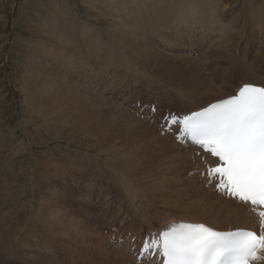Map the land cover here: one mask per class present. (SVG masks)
Listing matches in <instances>:
<instances>
[{
  "label": "bare ground",
  "instance_id": "6f19581e",
  "mask_svg": "<svg viewBox=\"0 0 264 264\" xmlns=\"http://www.w3.org/2000/svg\"><path fill=\"white\" fill-rule=\"evenodd\" d=\"M83 1L87 5H91L92 7L94 6L95 9L97 8L100 9L101 4H104L103 7L107 6L108 9L110 8L112 15L111 19H115L117 21V24L113 26L114 29L109 30V33L112 31L111 32L112 40L107 41L106 38H104L106 36L105 31L102 32L100 30L101 26L99 25L100 27H97L96 24L98 25V23L95 24L93 23V21L92 23H90L91 21L89 20L90 21L89 24L88 22L85 23L86 21L81 20L82 18L80 19V17H76L75 19H73L74 24L70 23L72 25L70 28L73 29V31L74 30L76 31V29H78L77 32L80 33L77 34L80 35L78 36L79 38L75 39V32L70 33L68 30H65L69 28L68 24H66L67 20L64 19L65 17H63V19L56 20V22H59L61 20L63 22L62 26L60 24L57 25L60 28H62L60 31L58 32L56 31L57 33L51 31L52 30L51 27L53 25L51 27L48 26L50 22L49 19L46 22L48 29L52 34L54 33L53 34L54 39L55 38L58 39L60 43L56 42L59 43V46H56L53 50L48 49L51 50L49 54L46 52L47 55H49L47 62L48 60L51 63L55 62L53 63L54 70L45 62L39 63V65H37L36 68L33 69L35 71H33L32 69L30 70L32 71V73L29 74L30 77L34 74L33 72H35V74L38 73V75H35L38 80L37 83L36 81H34V79H32L34 78V76L31 79H29L30 83L34 84L33 88L36 91L35 92L36 97L33 102L34 105L32 106L31 109H34L36 110V112L40 113L41 116L44 118V120H47V123L48 120L51 121L50 122L51 125L52 123H54V127L57 129V132L54 135V137L58 136L61 139L63 138V136H66L68 137L71 146L72 144L74 145L73 141L74 142L76 141L77 144L78 143L80 144L79 145L80 150L82 148L87 151V152L83 151L84 154H82L83 156L81 155L82 160L87 163L89 162V165L90 167L92 166L94 175L96 177H100L104 182L109 184L114 183L117 186L120 185V184L118 185L119 182L122 184V187L119 186V190H122V192L126 194V197L129 198L128 200L129 204L126 201L125 206L135 212L134 218L140 219L139 220L140 222L137 221L134 227H132V229L130 230L132 231V233H130L127 236V240L126 239L124 240L123 249L120 250L122 251V253L120 255L118 254V256H121V259L119 260L117 258L118 260L117 264H138L137 254H138V249L141 246V241L143 237L148 236L150 233H158L161 230H167L168 226L171 223L185 224V225H192V224L197 225L201 223L207 228L215 229L218 231H234L237 229H248L258 232L259 230L258 218L252 212L249 211V208L247 206L238 202L235 198L229 197L226 193L216 191L214 185L209 186L212 189V192L210 193L208 189H204V187L201 185L197 184L198 186H195L196 182L193 180H189V183L191 184H187L183 181L185 178H183V180L181 179L182 177L180 179L177 178V176H180V173L184 171L185 172L189 171L193 173L195 176L196 175L199 177L201 176V173L204 172L205 170V165L202 163L201 156L197 154L200 151L199 149L195 148L190 143H183L182 141L178 143L176 138L173 137V135H171L168 132H166L163 136H160L161 128L158 129L159 134L157 132H154L153 127H151L150 124L144 123L143 120L141 121V119L135 117L134 116L135 114L134 115L133 113L130 114L128 112V109H124V107H122L121 104L116 103L120 100H114L111 101L112 103H107L105 100L100 99L101 92H99L98 89V87L100 88L102 84L103 78L104 77L109 78L111 74L115 73L114 71L117 67H119V69L120 68H124V69L127 68L128 70L132 69L133 72L136 69L135 65H137V64L134 65V63L139 62L140 66L142 63V66L145 67V70L147 71L151 70L152 73L148 72V74L151 73V76L152 75L161 76V77L164 76L166 77V81H168L167 78H170L182 86V87L180 86L182 88V91H178L176 94L180 99L183 100V102L187 104L183 105L184 109L180 110L179 114H188L190 112L204 108L205 106H207L212 102L227 98L229 95L233 94L236 91L239 85H242L243 83L251 82L260 86H264V76L258 73L257 69L255 68L254 69V71L256 72L255 75H257L258 77L254 76L251 78V76L248 77L243 76L244 78H242L237 82L238 77L235 76L236 81L235 83L232 84L231 88L228 89L227 85L221 88L220 85L218 86V84H215V82L211 81L212 78L216 79V77L214 76V71L212 77L208 78L206 74L207 71L202 70L203 67L199 66L198 63L200 62L197 63L198 65L196 63L193 64L191 63V61L193 59L195 60V58L191 60L189 59L190 61H187L185 60L186 58L181 57L182 58L181 61L179 60L181 58L175 56V58L174 57L173 58L174 59L178 58V61L176 62L174 60L173 62L174 65H173L171 64L172 63L171 58H169V60L171 59V61L168 62V56L161 55L160 54L161 52L158 51V49L154 46V44L150 43L149 40L146 39V37L148 38V36H144L145 33L140 34L141 32H139V30L143 28H149L151 29L149 31H153L152 34H155L156 31L161 32V29L164 30L171 28L168 30L170 33L169 38L173 39L178 44L181 42L183 43V40L185 39L187 32L196 33V34L201 32H203L204 34V32H206L209 35V36L207 35L206 37H210L211 41L213 39L212 44L215 49V57L218 58L219 61L222 60V64H221V69H222L223 66L234 65L236 63L232 55L230 54V49L231 48L233 49L238 45L242 37V34L245 32L244 29L231 26L229 23H226L227 21L224 22L225 20L223 19V17H225V15L223 16L222 14L223 12L222 13L220 12L223 10L219 8L218 2H216V0H83ZM244 1L243 3H245ZM257 3L255 1L256 5H258ZM261 4L259 5L261 6ZM251 5H254V2ZM87 7L85 8V10L90 11L88 10ZM61 9L63 10V8ZM244 9H245V5H244ZM253 9L254 8H252V10L250 9L251 11L250 10L248 11L246 9L248 13H244L243 16L241 17V18L244 17L243 21H245L244 23L247 27L246 32L248 31L250 33L252 32L248 28L247 23L249 24L250 27L251 20L254 19L255 21L258 20L260 17L263 16L262 14L264 13V10L261 9L253 10ZM74 11L75 10H73V13ZM234 11L235 10H233V12ZM104 12H105V8H104ZM99 13H96L94 15L98 16L100 15ZM237 13H240V11ZM233 14L235 15L236 13ZM80 15H82V13ZM55 16L56 17L59 16V18L61 17L60 15L57 16L56 14ZM263 19L264 18H262L261 20ZM106 20H108V17ZM80 21H82L83 23L82 26L80 25ZM98 21L99 20H97V22ZM243 21L241 22L243 23ZM220 23L222 24L221 27L219 26ZM80 26L82 27L81 30H80ZM49 31H47L48 35H50L51 37L52 35ZM103 33L105 34L103 35ZM46 34L47 33H44V35ZM71 37H73L75 40L71 39ZM260 37L261 35H259L258 33H252V42L253 44H255V47L258 50L256 52L258 54L257 57L259 58L261 56H264V37L263 38ZM116 42L118 43L117 46L119 45L122 46V48L125 49L124 51L126 50L129 51L130 55L132 54L136 59L134 58L132 59V61L130 59L128 60L125 59L123 55L119 53L118 50L119 48L118 49L115 48L114 45L116 44ZM52 43L54 42L52 41ZM70 44L71 46H69ZM165 44L170 46V44L167 42H165ZM39 46H41V43ZM249 47H250L249 45L248 46L246 45L244 46V50H243V52L246 51V55L248 57H250ZM37 48L38 47H36V49ZM238 48H239L238 49L239 54L236 55L235 54L236 52H234V56L237 59L243 57L241 55L242 52L240 53L241 50L240 47ZM133 65L135 67H133ZM201 65L203 66V63ZM137 69H139V67H137ZM141 69L143 71V68ZM228 72L229 70L224 71L225 75L227 74V76L232 77L231 75H229ZM146 74L143 71L142 77L146 76ZM28 87L31 86L28 85ZM121 90L122 88L115 90L116 94H119ZM123 97L124 96H121L120 98L122 99ZM135 102H139V101H137L135 98V100L132 101V103ZM27 106L31 107V105H27ZM151 106L154 107V104L148 105L146 114L150 113L149 109ZM126 107H127V102H126ZM155 109H156V113L151 114L152 117H155L158 114V109L157 108ZM34 110H30V111H34ZM34 129L37 130L38 128L37 129L34 128ZM39 131H41V129ZM169 137L172 138V141L169 140ZM17 146H19V144ZM102 155H105L106 158H103L104 160L102 161V165H101ZM208 158H209V162H211L212 158L210 156ZM51 159H53V156ZM122 159L124 160L121 161ZM73 161H70L71 165ZM78 161L81 160L78 159ZM47 162L48 161L46 160L45 163ZM51 162L54 163V160ZM55 162H58V160L56 161L55 159ZM103 162H107L108 165L113 166V167L109 166L111 167V169L113 168L120 170L121 167L119 166L122 164L121 162L126 163L127 166L123 163L126 166V168L123 167L124 169H122V171L121 170L120 172L117 171L119 173H117L115 170L116 175L114 174L113 176L112 175L110 176V173L108 172L109 170L108 165L105 168ZM36 163L35 166L38 167ZM45 163L42 164V167ZM78 163H77L78 165L81 164L80 162ZM39 164H41V162ZM47 164L50 165L49 163ZM63 164L61 166H63ZM61 166L59 167L58 165H55V168L60 169ZM137 166L138 167L141 166L143 168L140 167L141 168L140 169ZM43 169H45V167ZM164 170H166L169 174V176L167 175L169 188L171 187L170 186L171 183L169 182H175L176 180L177 182L175 184L178 183L177 186H179V183L182 184L185 183L189 185V186L182 185L183 187L182 186L178 187L180 189L179 191H181L182 194L179 191L178 192L181 195L176 196L174 194H177L178 192L175 193L173 191L174 194L172 193L170 195H167L166 197H162L164 196V193L163 195L158 196L159 190L161 189V187L164 186L162 184L163 182L161 181L162 179H158L159 180L158 181L156 180L157 178L155 179L154 177H158L159 175L155 176L157 174H161L160 177H162L164 175L162 174ZM133 174L135 178L134 177L132 178ZM42 175H41L42 178L40 180L45 181L48 176V173L44 174L43 176ZM46 181L44 184L41 185V187L39 186L40 190L39 189L38 190L41 192L40 196H38V198L33 197L32 200L34 201L33 203L35 205L37 203V205L35 206L36 207L35 210H37V213L33 212L32 214H30L31 221L25 224L24 235L18 241L14 253L12 252L13 249L12 251L11 249H7V250L13 253V258L16 259V261H21V263L24 264H57L56 261L53 263L52 262L53 259L52 260L48 259L43 253L44 250L42 248H49L48 246L50 245V247L54 246V249H56V252H58V254H61L60 260L62 261V264H98L100 261L96 263L94 262L95 259L93 261L90 259V256L87 258L82 256L76 257L77 253L84 254L85 251L84 250L82 251L80 248V250L78 249L79 251L76 252V249L74 248L79 247V246L77 247L78 237L83 240L85 239L84 240L85 243L86 241H89V238H91L98 249H104V246L107 249L109 248V245L107 244L108 240L106 239V237L105 236L102 237L99 234L98 232L99 229H97V227L94 228L95 225L98 226L97 225L99 219L98 217L100 215L99 216L95 215L96 217L90 216L88 213V209L86 210V208L84 207L81 198L80 197L77 198V196L74 193H72V191L70 190L71 188L69 189L67 185L66 186L64 185L65 187L61 186L62 189L60 190L58 189L57 190L58 193L54 192L53 194H47L46 192L48 191H46V186H47ZM130 182L132 184H130ZM202 183L207 184L206 178L204 176L202 178ZM49 184L50 183H48V185ZM37 185L40 184L38 183ZM165 187L167 186L165 185ZM167 189L168 187L166 188V191ZM36 190L37 189L35 188V191ZM162 191L165 192V190ZM171 195H174L176 197L172 199ZM135 197H137L136 203H134ZM151 199L159 203L160 205H163L165 208L162 210H158L157 204L150 202L145 203L146 200H151ZM5 201L8 200H4V202ZM18 205H20V207L17 206L18 210H20L22 209V206H24L25 204L23 205V202H18ZM10 208L13 209L12 204L10 205ZM150 209H154L158 212L154 213L155 211L152 212ZM183 210L184 211L190 210V212H184ZM10 216L12 217V214ZM9 221L6 218L5 227H4V229L6 228L5 230L6 235L3 234L0 237V240H2L3 242L2 244H0V250L2 249V247H4L2 245L4 244V241H6V238H9L12 230H14L12 229L8 231V229L14 226V223L9 224ZM140 223L141 226H139ZM99 227L101 226L99 225ZM89 229H93V230H89ZM51 238L60 246V248L64 252L58 247V245H55L53 243ZM13 239L15 240V237ZM43 239L46 240L47 243L46 242L45 243L48 246L43 245L40 242V240ZM131 239H133V242H131ZM84 241L82 242L84 243ZM67 246L69 248H66ZM111 253H112L111 251L105 252V258H106L105 264H113L112 260L114 259V255L111 257ZM5 263L7 264V262ZM145 264H157V257L151 256V260L150 261L145 260ZM261 264H264V261H262Z\"/></svg>",
  "mask_w": 264,
  "mask_h": 264
},
{
  "label": "rangeland",
  "instance_id": "374dc122",
  "mask_svg": "<svg viewBox=\"0 0 264 264\" xmlns=\"http://www.w3.org/2000/svg\"><path fill=\"white\" fill-rule=\"evenodd\" d=\"M235 1H237V2H235ZM235 1L234 0H221V1L216 0V2H218L219 8L221 10H223L220 12L221 13L223 12L222 13L223 16L225 15V17H223V19L225 20L224 22L227 21L226 23H229L231 26H235L236 28L239 27L240 29H244V31H245L242 34V37H241L238 45L236 47H234L233 49L232 48L230 49V54L232 55V57L236 63L234 65L223 66L222 69H221L222 60L219 61V59L215 57V49H214L213 44H212L213 39L211 41L210 37H206L208 35L206 32H204V34H203V32H201L202 34L201 33L196 34V33L187 32L186 37L183 40V43L181 42L179 44L176 41H174L173 39L169 38L170 33L168 30L171 28L164 29V30L161 29V32L156 31L155 34H152L153 31H149V30H151L149 28H143V29L139 30V32H141L140 34L145 33V35L143 34L144 36H148V38L146 37V39L149 40L150 43L154 44V46L158 49V51L161 52L160 53L161 55L168 56V62H170L172 59L171 64L174 65V63H173L174 60L177 62L178 58H181V57L186 58L185 60H187V61H190L191 59L195 58V60L193 59L191 61L192 64L193 63L197 64L198 62H200L198 64H199V66L203 67L202 70L207 71L206 74H207L208 78L212 77L213 71H214V76L216 77V79L212 78L211 81L215 82V84H218V86L220 85L221 88H223L224 86L227 85V88L229 89L232 87V84L235 83V81H236L235 76L238 77L237 82L244 77L251 76V78H252L254 76H257V75H255L256 72L254 71L255 68L257 69L258 73H260L261 75L264 76V56H261L260 58L257 57L258 54L256 51H258V50L255 47V44H253V42H252V33H258L259 35H261L260 38L264 37L263 36L264 35V21H263L264 19L261 20L262 18H264V13L262 14L263 16L259 18L260 20L259 19L256 21H255V19L251 20L250 27H249V24L247 23L248 28L251 30L252 33L248 32V31L246 32L247 27L244 23L245 21H243L244 17L241 18L244 13H248V11L250 9L252 10V8H254L256 10L257 9L264 10V7H262V6H264V0H245V1L244 0H235ZM243 1L245 3H243ZM255 1H256V3L258 2L257 3L258 5L261 4L262 2L263 3L261 4V6L259 5V7H258V5L255 4ZM253 2H254V5H251ZM224 4H225V6H224ZM243 4L245 5V9H244ZM85 5H86V7L89 6L87 8L90 11L85 10V8H86ZM103 5L104 4H101V8H100L102 10L101 11L98 8H97L98 10L95 9L94 6H93L94 7L93 8L91 5H87L86 3H84L83 0H38V1L37 0H0V197L1 198L3 197L2 200L0 198V237L3 234L6 235V231H5L6 228L4 229L6 218L8 219V221L12 220V221H9V224L14 223V226L12 228L8 229V231H10L12 229H14V230H12L10 237L6 238V241H4V244L2 245L4 247H2V249L0 250V253H1L0 254V264H4L5 262H7V264H8V262H9V264H11V263L12 264H24V263H21V261H16V259L13 258V253H14V250H15V247H16L18 241L24 235L25 224L28 223L29 221H31V215L30 214H32L33 212L37 213V210H35V208H36L35 206L37 205V203L35 205L33 203L34 201H32V200H33V197L38 198V196H40V193H41L39 191L40 187L42 184L45 183L46 180H47L46 184L48 186L47 187L45 185L46 191H48V192H46L47 194H53L54 192H57L58 189L59 190L62 189L61 186L65 187L67 185L69 187V189L71 188L70 190L72 191V193H74L77 196V198H79V197L81 198V200L83 201L84 207L86 208V210L88 209V213L90 216L96 217V216L100 215L98 217L99 218L98 224H97L98 226L95 225L94 228L97 227V229H99L98 230L99 234L102 237H104V236L106 237V239L108 240L107 244L109 245V248L107 249L104 246V249H98L96 247L94 241L91 238H89V241H86V243L88 242L86 244L84 241L85 239L83 240V239L78 237L77 238V241H78L77 247L78 246L79 247L74 248V249H76V252H78L81 248L82 251L83 250L85 251L84 254H86V255L77 253L76 257L82 256V257L87 258L90 256V259L92 261L95 259L96 261L94 260V262L98 263L100 261L98 264H102L103 262H104L103 264H105L106 263L105 262L106 261L105 252L111 251L112 252L111 257L114 255V259L112 260V262H113V264H117V262H118L117 258L119 260L121 259V256H118V254L120 255L122 253V251H120V250L123 249L124 240L125 239L127 240V236L130 233H132V231H130V230L132 229V227H134V225L137 223V221L140 220L138 218L135 219L134 218L135 212L133 210H131L130 208L125 206L126 201L129 204V202H128L129 198L126 197V194H124L122 192V190H119V186L122 187V184L119 181H118L119 182L118 185L120 184L119 186H117L114 183L109 184V183L104 182L100 177H96L94 175V171L92 169V166L90 167V165H89V162L87 163V162H84L82 160V156H83L82 154H84V152L86 150H84L82 148L80 150V147H79L80 144L79 143L77 144L76 141L75 142L73 141L75 146L73 144L71 146V143H70L68 137H66V136H63L64 139L63 138L60 139L58 136L54 137V135L57 132V129L54 127V123H52V125H51L50 120H48V123H47V120H44V118L41 116L40 113L36 112V110H34V109H31L32 106L34 105L33 102H34L35 97H36V94H35L36 91L33 88L34 84H31L29 79H31L34 76V78H32V79H34V81H36V83H37L38 80H37V77L35 75H38V73L35 74V72H33L34 74L30 77L29 74L32 73V71H30V70L35 69L36 66L39 65V63H41V62H45L47 65H49L54 70L53 63H55V62L51 63L49 60L47 62V59L49 57V55H47V53L49 54V52L51 51L48 49L53 50L56 46H59V43H60V41H58V39H56V38L54 39V36H53L54 33L52 34L49 31L48 26L51 27L53 25L51 27L52 32L60 31L62 28H60L57 25L60 24L62 26L63 22H62V20L59 22H56V20L57 19H63V17H65L64 19L67 20L66 24H68V26H69V28H67L65 30H68L70 33L75 32V39H77V38H79L78 36H80V35H77V34H80L79 32H77L78 29H76V31L75 30L73 31V29H71L70 27L72 26L71 25L72 23L74 24L73 19H75L76 17H80V19L82 18L81 20L86 21L85 23H87V22L89 23L90 21H91L90 23H92V21L95 24L98 23V25L96 24V26L97 27L101 26L100 30L102 32L105 31V33H106V34L103 33V35L104 34L106 35L104 38H106L107 41H111L112 40L111 39L112 38V34H111L112 31L109 33V30L114 29L113 26H115V24H117V21L115 19H111L112 15H111L110 8L108 9L107 6L103 7ZM220 5H222V6H220ZM255 5H256V7H255ZM223 7H224V9H223ZM61 8H63V10ZM104 8H105V12H104ZM106 8H107V11H106ZM241 9H242V11H241ZM73 10H75L74 13H73ZM233 10H235V11L233 12ZM99 11H100V13H99ZM239 11H240V13H237ZM54 12L57 16L60 15L62 18L61 17L59 18V16L56 17ZM81 13H82V15H80ZM96 13H99L101 16L98 15L99 16L98 17V16L94 15ZM233 13H236V14L234 15ZM106 16L108 17L109 21L106 20L107 19ZM85 18H87V19H85ZM98 18H100V19H98ZM49 19H50V22H49V25L47 26L46 22ZM97 20H99V21L97 22ZM241 21H243V23ZM253 21H255V22H253ZM82 24H83L82 21H80L81 26H82ZM221 25L222 24L220 23L219 26L221 27ZM81 26H80V30L82 28ZM47 31H49L53 37L52 36L50 37V35H48ZM262 31H263V33H262ZM44 33H47V34L44 35ZM107 34L109 35V37ZM46 39H48V40H46ZM71 39H74V38L71 37ZM38 40H39V43H38ZM44 40H46V41H44ZM49 41L53 46L49 43ZM52 41L55 44L52 43ZM56 42H59V43H56ZM165 42L169 43L170 46L165 44ZM40 43H41V46H39ZM37 44H39V45H37ZM117 45H118V43L116 42V44L114 45L115 48L116 49L119 48L118 49L119 53L122 54L125 59H127V60L130 59L132 61V59L135 58L132 54L130 55L129 51H127V50L124 51L125 49L122 48V46H120V45L117 46ZM246 45L250 46L249 47L250 57H248L246 55V51L243 52L244 46H246ZM45 46H47V47H45ZM69 46H71V44ZM36 47H38V48L36 49ZM238 47H240V49H241L240 53L242 52L241 55L243 56L239 59H237L234 56V52H236L235 53L236 55L239 54V51H238L239 48ZM120 48H122V49H120ZM122 52H124V53H122ZM167 52H169V53H167ZM125 53H127V54H125ZM178 54H179V56H178ZM175 56L178 57V58H176L177 60L174 59ZM28 58H30V59H28ZM169 58H171V59L169 60ZM182 58L179 60L182 61ZM134 62H137V61H134ZM179 63H180V61H179ZM179 63H177V64H179ZM202 63H203V66L201 65ZM135 64H137V65H135ZM134 65L136 66V69L133 72H132V69H130V70H128L127 68L126 69H124V68L119 69V67H117L114 71L115 73L111 74L109 78L104 77L100 88L98 87L99 92H101V95H100L101 98L100 97H98V98L105 100L107 103H112L111 101H114V100H120L116 103L121 104L122 107H124V109H128V112L130 114L131 113H133V115L135 114L134 116L137 117L138 119H141V121L143 120L144 123L150 124L151 127H153L154 132L158 133V129H160L159 123L161 121V118L166 114V112L174 111L176 113H179L180 110L184 109L183 105L187 104V103L183 102V100L180 99L176 94L178 91H182V88H181L182 86L170 78H167L168 81H166V77H164V76H162L163 78L161 76H153V75L151 76V73H152L151 70H148V71L145 70V67L142 66V63H141V66H140L139 62L134 63ZM134 65H133V67H135ZM236 65H238V66H236ZM244 66H245V68H244ZM137 67H139L140 70L137 69ZM246 67H248L250 70ZM141 68H143V71L145 72V74L146 73L148 74V72H151V73L148 75L146 74V76L142 77L143 71ZM180 68H179V70H180ZM238 68H239V70H238ZM226 70H229L228 73L232 77L227 76V74L225 75L224 71H226ZM242 70H243V73H242ZM251 70H252V73H251ZM33 71H35V70H33ZM223 74H224V76H223ZM155 75H157V74H155ZM172 81L175 83H173ZM36 83H35V85H36ZM177 84H178V86H177ZM28 85L31 87H28ZM25 86H27L28 88ZM117 87H119V88H117ZM120 88H122L121 92H119V94H116L115 90H118ZM25 92L26 93L29 92L30 94L29 93L26 94ZM121 96H124V97L121 99L120 98ZM135 98L137 101H139L138 103H140L141 107L138 108L137 106H135V103H137V102L132 103V101H134ZM29 99H30V101H29ZM126 102H127V107H126ZM149 104L150 105L154 104L155 108L158 109V114L155 117H152L150 114H146V109H147ZM27 105H31V107L27 106ZM30 110H34V111H30ZM30 112H32V113H30ZM40 118H42L45 122ZM34 122H35V124H34ZM43 123H44V125H43ZM45 124L47 125L48 128L46 127ZM34 128H36V129L38 128V129L35 130ZM40 129H41V131H39ZM36 132H38V133H36ZM164 134L165 133H162L160 130V136H163ZM169 140L172 141V138L169 137ZM18 144H19V146H17ZM68 146H69V149H68ZM91 154H92V152H91ZM74 155H75V157H74ZM52 156H53V159H51ZM61 156L64 158H62ZM72 158L74 161L75 160L76 161L74 162L72 160ZM103 158H106V156L105 155L101 156V159H102L101 165H102V161L104 160ZM49 159H51V160H49ZM55 159H56V161L58 160V162H55ZM64 159H65V161H64ZM78 159L81 161H78ZM46 160L48 161L47 163H49L50 165L45 163ZM53 160H54V163L51 162ZM59 160L62 162H60ZM123 160L124 159H122L121 161H123ZM70 161H73L72 165H71ZM34 162L35 163L37 162L36 165H38V167L35 166ZM40 162H41V164H39ZM78 162H80L81 164L78 165L79 164ZM33 163H34V165H33ZM43 163H45V164L42 167ZM61 163L62 164L64 163L63 166H61L62 165ZM66 163H67V165H66ZM121 163L122 164L119 167H121L120 170L122 171V169L126 168L127 164L124 162H121ZM103 164L105 165V168L108 165L107 162H103ZM55 165H58L59 167L61 166V168L60 169L55 168ZM94 165H95V162H94ZM79 166L81 169L79 168ZM81 166L82 167L84 166V167L82 168ZM109 166H111V165H108V168H109L108 172L110 173V176L111 175L113 176L117 171L120 172V170L113 169V168L111 169V167H113V166H111V167H109ZM39 167L40 168L42 167V168L40 169ZM44 167H45V169H43ZM72 167H75V168H72ZM140 167H138V168H140ZM141 168H143V167H141ZM58 170H59V172H58ZM90 170H92V171H90ZM115 170H116V172H115ZM110 171L112 172V174ZM119 172H117V173H119ZM42 173H43V175L48 173L47 178L49 179V181L47 178L45 181L40 180L42 178L41 177ZM86 174H88V175H86ZM162 174H164L165 177L163 175L162 176L163 178H162V177H160L161 174L155 175V173H154L155 176L159 175L158 177H154V178L155 179L157 178L156 180L162 179L161 181L163 182L162 184L164 186V187H161V189L159 190V192L161 191L160 192L161 194L158 192V196L159 195L161 196L164 193V196H162V197H166L167 195H170L172 193L174 194V192L175 193L178 192L180 190L178 188L179 186L191 184V183H189V180L195 181L196 182L195 186L201 185L204 187V189H208L210 191V193L212 192L211 187H209L207 184L202 183V178H203L202 175L199 177L197 175L195 176L193 173H191L189 171L181 172L180 176H177V178L180 179L182 177L181 178L182 180H183V178H185L183 181L187 184L179 183V186H177L178 183L175 184L177 182V180H176L175 182H169V183H171L170 186L172 187V188L171 187L169 188L168 179H167L169 174L166 170H164L162 172ZM133 177H134V174H133L132 178ZM164 180H166L167 183ZM42 181H43V183H42ZM38 183L40 185H37ZM48 183H50V184L48 185ZM55 183H58V184H55ZM130 184H132V183L130 182ZM165 185L168 187V189H167L168 192L166 191L167 187H165ZM187 186H189V185H187ZM35 188L37 189L36 191H35ZM162 190H165V192ZM50 191H52V192H50ZM169 191H171V192H169ZM179 192L181 193V191H179ZM179 192L177 194H174V195H176V196L181 195L182 193L180 194ZM34 193H36V194H34ZM174 195H171L172 199L174 197H176ZM4 200H8V201L4 202ZM12 200H14V201H12ZM136 200H137V197H135L134 203H136ZM18 202H23V205L25 204L24 206H22V209H20V210H18V207H17V206L20 207V205H18ZM146 202L157 204L158 210H162L165 208L163 205H160L159 203L155 202L152 199L146 200L145 203ZM10 203L13 205V209H11L12 207L10 208V205H11ZM28 203H29V205H28ZM8 210H10V211H8ZM150 210L152 212L155 211L154 213L158 212L154 209H150ZM15 212H17V213H15ZM184 212H190V210L189 211L185 210ZM8 213H9V215H8ZM11 214H12V217L10 216ZM99 225L101 227H99ZM139 226H141V223ZM89 230H93V229H89ZM14 235H16V236H14ZM14 237H15V240L13 239ZM25 238H26V236H25ZM51 240L53 241V243L55 245H58L52 238H51ZM82 241H84V243ZM10 242H11V244H10ZM40 242L43 245L48 246L46 244L47 243L46 240L43 239V240H40ZM90 242H91V245H90ZM131 242H133V239H131ZM2 243H3L2 240H0V244H2ZM22 245H24V244H22ZM85 245L87 246V248ZM10 247H12V248H10ZM48 247L49 248H42L44 250L43 253L45 254V256L48 259H51V260L53 259L54 260V261L52 260L53 263L56 261L57 264H62V261L60 260L61 254H58V252H56V249H54V246L50 247V245H49ZM58 247L60 248L59 245H58ZM66 248H69V247L67 246ZM7 249H11V251L13 249V251H12L13 253L10 251L11 252V254H10L9 250H7ZM86 250H87V252H86ZM6 255H8L10 258ZM13 261H14V263H13Z\"/></svg>",
  "mask_w": 264,
  "mask_h": 264
},
{
  "label": "snow or ice",
  "instance_id": "6c2138e0",
  "mask_svg": "<svg viewBox=\"0 0 264 264\" xmlns=\"http://www.w3.org/2000/svg\"><path fill=\"white\" fill-rule=\"evenodd\" d=\"M165 122L176 140L200 151L207 185L226 193L258 218L259 231L217 232L202 224L171 223L150 233L138 249V264L158 252L163 264H261L264 261V86L247 82L225 99ZM170 130V129H169ZM207 154V155H204ZM211 157V162L209 158Z\"/></svg>",
  "mask_w": 264,
  "mask_h": 264
}]
</instances>
